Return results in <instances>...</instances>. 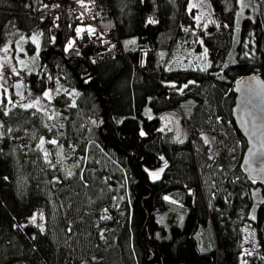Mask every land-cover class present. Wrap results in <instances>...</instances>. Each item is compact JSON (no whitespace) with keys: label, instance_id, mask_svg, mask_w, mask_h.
<instances>
[{"label":"trees","instance_id":"1","mask_svg":"<svg viewBox=\"0 0 264 264\" xmlns=\"http://www.w3.org/2000/svg\"><path fill=\"white\" fill-rule=\"evenodd\" d=\"M205 1L214 23L198 30L186 0H83L98 31L88 41L73 0H0V53L36 38L23 82L36 98L73 95L40 111L0 100V264H264V186L240 170L230 115L235 81L264 82V0L238 24L239 0ZM199 46L206 71L165 67ZM169 116L182 143L158 129ZM23 134L26 148L13 141Z\"/></svg>","mask_w":264,"mask_h":264},{"label":"rangeland","instance_id":"2","mask_svg":"<svg viewBox=\"0 0 264 264\" xmlns=\"http://www.w3.org/2000/svg\"><path fill=\"white\" fill-rule=\"evenodd\" d=\"M187 7L191 8L194 11V21L195 26L198 30H200V27L204 28V23L207 24V26L212 25L211 19L208 17V8L205 0H186ZM244 7L240 8L237 14L236 18V24H238L239 15L240 13H245L246 9L250 6L254 5V0H243ZM73 3L76 6H79L81 9H84V7L81 4L80 0H73ZM240 4V0H239ZM241 6V4H240ZM197 17H200L199 21H197ZM81 29L79 35L82 37L86 32L89 33V26L88 25H81V27H78ZM92 29V28H91ZM33 38L30 39V41L23 46V50H21L17 56L12 57L9 51L5 52L2 51L0 53V100L3 98L5 100L12 101V105L15 104L17 99L12 95L11 92V84L13 81L16 80H23L24 73L26 71L25 67L27 66V62L37 53V44L33 43ZM36 39V38H35ZM37 40V39H36ZM203 49L201 46L197 47L196 49L189 50L185 55V57L182 56H175L173 58H169L168 60H165V67L168 65H177L186 67L188 65H191L194 68H202L205 65V57L203 56ZM23 61V63H21ZM15 69V71H13ZM174 85L173 83H169V86L172 87ZM25 86V97L22 100L23 104L28 103H34L37 99L35 97V91L37 89L33 84L28 85L26 82H24ZM179 87L177 88V92L181 93ZM46 92V91H45ZM52 99L50 100L55 105H62V104H69L72 102L73 95L70 92H67L65 90L59 89V91H56L54 94L51 95ZM40 99V105L38 107L40 110H46V105L44 104L45 101H49L48 99L43 97ZM36 109V108H34ZM158 129L162 133L171 132L172 131V138L173 140L180 142L185 139V130L182 123H180L176 118L169 116V118H162L159 120V126ZM13 141L16 142L20 147L26 148L29 144V140L27 135H18L13 138ZM71 149L67 150V154H70ZM162 168H156L153 170L147 169V173L150 179H153L150 176V173L152 172H159ZM244 243H248L251 246L255 243L254 238V232L249 227L245 228L244 233Z\"/></svg>","mask_w":264,"mask_h":264},{"label":"water","instance_id":"3","mask_svg":"<svg viewBox=\"0 0 264 264\" xmlns=\"http://www.w3.org/2000/svg\"><path fill=\"white\" fill-rule=\"evenodd\" d=\"M232 89L234 100L230 115L245 142L239 167L250 181L264 186V172L259 171L264 161V82L259 76L244 77L235 81ZM11 92L17 101H22L25 97L23 80L13 81Z\"/></svg>","mask_w":264,"mask_h":264},{"label":"snow or ice","instance_id":"4","mask_svg":"<svg viewBox=\"0 0 264 264\" xmlns=\"http://www.w3.org/2000/svg\"><path fill=\"white\" fill-rule=\"evenodd\" d=\"M81 4H82V6H83V0H81ZM240 4H241V7H242V8L245 6L243 0H240ZM45 7H48V6L45 5ZM199 19H200V17H197V21H199ZM148 22H149V23H154V21H152V20H149ZM213 23H214V21H213ZM204 27L206 28V27H207V24H205ZM76 31H77V33L79 34L80 31H81V29L77 28ZM94 31H95L94 29L89 28V33H92V32H94ZM33 43H36V44H37V48L39 47L38 41H37L35 38H33ZM127 43H128V44H135L136 41H135V40H131V41H128ZM201 43H202V41H201ZM72 46H73V45H72V42H70V43L68 44V48H71ZM66 50H67V49H66ZM4 51L7 52V48H5ZM207 53H208V49H207V48H204L203 56H204L205 58L207 57ZM161 55H163V54H161ZM246 55H247V53H246ZM34 61H35V57H33V62H34ZM21 63H23V61H21ZM93 63H95V61H93ZM208 67H209V65L206 64V65H205L203 68H201L200 70H201V71H206ZM13 71H15V69H13ZM0 78H2V77H0ZM189 83H194V81H190ZM17 87H20V86L17 85ZM172 87H175V85H172ZM186 87H188L187 84H185V85L183 86V88H186ZM183 88L180 89L181 92H183ZM57 91H59V89H57ZM44 98H46V99H48V100L50 101V100L52 99L50 92H48V91L44 92ZM21 99H23V97H21ZM9 103H12V101H9ZM38 105H40V99H39V98H37V99L35 100L34 103L23 104L22 107H24V108H26V109L36 108L37 111H40V108L38 107ZM13 106H15V105H13ZM72 106L75 107V103H73ZM4 114L7 115L8 113L5 112ZM51 118H52V117L49 116V119H51ZM9 131H11V129H9ZM143 134H144V133H141V135H143ZM205 139H206V138H205ZM180 142L182 143L183 141H180ZM206 142H207V139H206ZM49 143L55 145V144H57V141H56L55 139H53V140L49 141ZM40 144H41V146L44 144V140H43V139H41ZM42 150H43V149H42ZM44 154H45V156L47 157V155H48L47 151H45ZM252 155L255 156L256 153H253ZM161 159H163V157H161ZM165 167H167V163H166V162H165ZM259 171L264 172V161L261 162L260 167H259ZM161 172H163V168H162L159 172H152V173H150V176H151L153 179H158L159 176H160V173H161ZM69 175H71V173H69ZM164 199H165V200H169V197H168V196H165ZM173 203H175V201H173ZM105 211H107V210H105ZM41 218H43V217H41ZM102 218H103V219H109L110 217L105 216V217H102ZM253 219H255V217H253ZM34 221H35V218L33 217V222H34ZM41 230L43 231L42 228H41ZM249 254H250V253H249ZM245 264H246V262H245Z\"/></svg>","mask_w":264,"mask_h":264},{"label":"built area","instance_id":"5","mask_svg":"<svg viewBox=\"0 0 264 264\" xmlns=\"http://www.w3.org/2000/svg\"><path fill=\"white\" fill-rule=\"evenodd\" d=\"M59 5L55 2L52 3L51 8L44 10L43 15L47 16L50 20H53L57 15V10ZM72 11L81 21V23L85 26L88 25L90 28L94 29L95 31L92 33H85L82 37H84L88 41H93L96 36L98 35L97 27L95 24V13L92 9H81L79 6H76L72 2ZM55 28H51V34L54 35ZM103 47L106 50L114 51L116 49L115 44L113 42H104Z\"/></svg>","mask_w":264,"mask_h":264},{"label":"crops","instance_id":"6","mask_svg":"<svg viewBox=\"0 0 264 264\" xmlns=\"http://www.w3.org/2000/svg\"><path fill=\"white\" fill-rule=\"evenodd\" d=\"M160 119H162V118H160ZM161 174V173H160Z\"/></svg>","mask_w":264,"mask_h":264}]
</instances>
